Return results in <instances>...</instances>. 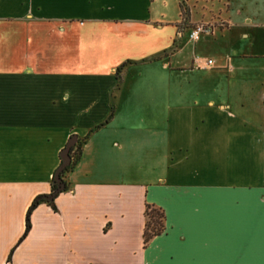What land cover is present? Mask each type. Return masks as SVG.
Here are the masks:
<instances>
[{"label": "crops", "instance_id": "obj_1", "mask_svg": "<svg viewBox=\"0 0 264 264\" xmlns=\"http://www.w3.org/2000/svg\"><path fill=\"white\" fill-rule=\"evenodd\" d=\"M218 1L180 23L170 0H0V264H264V0ZM201 21L224 24L192 41Z\"/></svg>", "mask_w": 264, "mask_h": 264}, {"label": "trees", "instance_id": "obj_2", "mask_svg": "<svg viewBox=\"0 0 264 264\" xmlns=\"http://www.w3.org/2000/svg\"><path fill=\"white\" fill-rule=\"evenodd\" d=\"M180 10L182 14H184V20L185 17L188 16V10L187 8H184L182 4L180 3ZM126 64H122L116 69V77L118 81L120 82L121 77H120V72L122 71V68ZM113 112V106H111L110 109V116L112 115ZM103 124L97 125L94 129H98L102 126ZM84 143L83 140H76V142L70 147L69 149V157H70V162L68 165L62 168V170L59 172V178L56 179V172L58 168L62 164L61 160V152L65 148L60 151V162L56 169L54 170L51 178V190L49 194H42L36 196L30 203L29 207L27 208L26 214H25V228L22 237L20 238V241L26 236L28 231L30 230V215L32 211L40 204L45 203L51 207V209L56 210V207L54 205V199L56 196L62 192H65L69 189L68 183L65 181V174L72 171V169L75 167L77 162L79 161L80 158V148L81 145ZM144 217H145V223H144V229L142 233V245L143 247H146L147 244L152 240L154 237L160 235L164 231V213L163 210L159 207H155L150 204L145 205L144 209ZM11 254L8 255L7 261L10 260Z\"/></svg>", "mask_w": 264, "mask_h": 264}, {"label": "rangeland", "instance_id": "obj_3", "mask_svg": "<svg viewBox=\"0 0 264 264\" xmlns=\"http://www.w3.org/2000/svg\"><path fill=\"white\" fill-rule=\"evenodd\" d=\"M170 2H168L166 9L164 10L165 17H167L168 19H174L181 23L184 19V14H182L180 10V6H178V3H177L178 0H170ZM179 2L182 4L184 8H187V10L190 11L193 21H199V20H204L206 18H210L209 11L213 5H215V7H219V6L223 7V1L219 2L218 0L215 1L214 3L211 2L210 0H179ZM201 22L210 24L212 26V29H214V27H216L217 25L223 26L224 24L221 21L220 22L201 21ZM188 31L189 29H185L184 33L187 34ZM205 35L207 34H204L201 37ZM190 45L193 46V44H190Z\"/></svg>", "mask_w": 264, "mask_h": 264}, {"label": "built area", "instance_id": "obj_4", "mask_svg": "<svg viewBox=\"0 0 264 264\" xmlns=\"http://www.w3.org/2000/svg\"><path fill=\"white\" fill-rule=\"evenodd\" d=\"M213 31L212 26L208 23L200 22L196 23L194 26H192L190 31V39L192 41H197L201 38L204 34H210ZM207 65H212V60H207Z\"/></svg>", "mask_w": 264, "mask_h": 264}, {"label": "water", "instance_id": "obj_5", "mask_svg": "<svg viewBox=\"0 0 264 264\" xmlns=\"http://www.w3.org/2000/svg\"><path fill=\"white\" fill-rule=\"evenodd\" d=\"M77 138L75 135L71 136L68 140V142L65 145V148L62 150L61 152V160H62V164L61 166L58 168L57 172H56V179H58L59 177V172L62 170L63 167H65L66 165L69 164L70 162V157H69V149L70 147L76 142Z\"/></svg>", "mask_w": 264, "mask_h": 264}]
</instances>
